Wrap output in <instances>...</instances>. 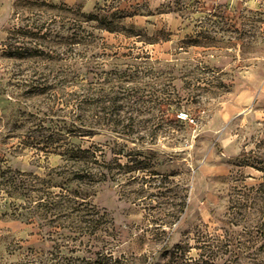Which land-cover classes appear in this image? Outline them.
<instances>
[{"label":"rangeland","instance_id":"obj_1","mask_svg":"<svg viewBox=\"0 0 264 264\" xmlns=\"http://www.w3.org/2000/svg\"><path fill=\"white\" fill-rule=\"evenodd\" d=\"M6 169L0 264H264V0H0Z\"/></svg>","mask_w":264,"mask_h":264},{"label":"trees","instance_id":"obj_2","mask_svg":"<svg viewBox=\"0 0 264 264\" xmlns=\"http://www.w3.org/2000/svg\"><path fill=\"white\" fill-rule=\"evenodd\" d=\"M88 20H96L97 23L99 24L98 27L101 29H106V30H114L113 26H110L109 23H106V21H104L103 19H99L98 16L96 15H88ZM11 56H19L20 53H17L16 51L10 53ZM71 98L68 99V103L70 104V110L68 111L70 113V115L72 114V119L75 120V118H77L78 120H80V125L82 126H88L89 128H93L95 129L96 127H99L97 124L103 123V124H107V122H112L114 125H122L124 123L123 119L116 118L113 119L111 118V116H107V115H103L102 119H96L97 123H88L86 124L88 121L89 117H85L84 115L80 114V113H76L77 110L79 111H83L84 108V104H97L99 101L98 100H93V101H86L84 99V94H78V93H70ZM114 104L112 106H109V108H112V110L115 109ZM111 113V112H110ZM96 115V114H95ZM99 115H96V118ZM94 116H92L93 118ZM130 119V118H129ZM72 120V126H74V121ZM113 120V121H112ZM129 122H127L128 124ZM90 129V130H93ZM74 130V129H72ZM72 130H70L72 132ZM89 130V131H90ZM117 131V130H115ZM119 132V131H117ZM123 133V132H122ZM92 157L94 158V160H96V155L95 152L92 151L90 148H82V147H75V148H71L68 150V157L71 160L74 161H82L87 159L88 157ZM23 176H26V174L22 173V172H12L10 169H6L4 171H0V185H6V186H10L12 187L14 190H18L20 194L24 195V196H30L28 195V192L26 191V183H25V179L22 178ZM33 191H36L35 189H32ZM46 197H51L48 196V193L46 194ZM42 199H36L34 200V202H36L37 205H35V207H38L39 205H42L41 202ZM45 205H49V206H53L55 210H57V200L51 199L48 200L46 202H44ZM35 204V203H33ZM33 204L29 205V206H23L20 205L21 208L23 209H29L30 206H34ZM50 208V207H49ZM52 214H55L54 211H51Z\"/></svg>","mask_w":264,"mask_h":264}]
</instances>
